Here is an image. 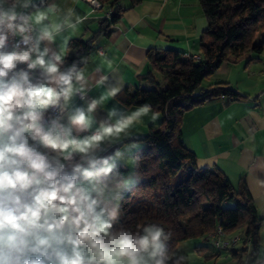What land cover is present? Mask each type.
<instances>
[{
  "label": "clouds",
  "instance_id": "1",
  "mask_svg": "<svg viewBox=\"0 0 264 264\" xmlns=\"http://www.w3.org/2000/svg\"><path fill=\"white\" fill-rule=\"evenodd\" d=\"M85 19L54 2L0 0V264H184L161 224L133 231L120 221L125 193L142 178L134 128L160 112L112 107L96 120L125 85L86 75L84 57L65 66ZM98 55L96 72L111 71ZM93 86L104 93L73 107Z\"/></svg>",
  "mask_w": 264,
  "mask_h": 264
},
{
  "label": "trees",
  "instance_id": "2",
  "mask_svg": "<svg viewBox=\"0 0 264 264\" xmlns=\"http://www.w3.org/2000/svg\"><path fill=\"white\" fill-rule=\"evenodd\" d=\"M98 1L99 11L103 12L99 27L90 37L69 42L66 66L81 57L93 56L98 39L108 36L121 13L142 0ZM123 1L127 2L126 7ZM198 1L207 21L199 40V60L184 58L174 50H149L147 60L154 70L163 73L166 86L161 88L150 71L142 77L150 88H124L116 97L125 107L151 104L162 115L158 128L138 137L142 145L139 169L142 178L125 193L120 221L133 231L138 224H161L171 232L167 242L170 253L175 258L183 255L184 264L189 262L177 250L178 244L200 239L204 245L195 250L204 249L211 245L208 236L218 228L222 239L241 236V256L248 248L251 256L255 255L262 224L244 180L241 178L234 187L216 169L199 168L194 154L183 145L180 125L186 112L207 101L244 98L227 83H216L206 90L201 89V84L229 59L236 61L264 50V40L255 42L264 30V0Z\"/></svg>",
  "mask_w": 264,
  "mask_h": 264
},
{
  "label": "crops",
  "instance_id": "3",
  "mask_svg": "<svg viewBox=\"0 0 264 264\" xmlns=\"http://www.w3.org/2000/svg\"><path fill=\"white\" fill-rule=\"evenodd\" d=\"M53 2L60 7L61 13L73 7L81 17H87L80 25V34L72 40L86 39L97 31L102 11H94L84 0H45V5ZM122 5L126 7L127 2L123 1ZM206 27L207 21L198 0H142L121 13L111 27V33L98 39L94 55L82 66L86 68V75L95 73L96 79L108 75V86L122 76L124 88H150L142 77L151 71L158 81V75L162 74L163 78V73L151 67L147 52L174 50L184 58L200 57L199 40ZM261 33L260 41L264 40V30ZM260 41L255 40L257 44ZM60 42L61 38H58L52 47L55 49ZM101 51L113 62L111 71L105 66L96 72L101 64L98 55ZM206 80L205 86L201 84L203 90L216 83H227L244 98L236 101L216 98L186 112L180 125L183 145L194 154L199 168L216 169L234 187L242 178L262 224L258 250L253 256L249 248L241 256L239 244L229 251L218 250L209 244L195 250L204 245L202 240L195 239L196 243L189 245L191 256L187 259L189 264H264V50L260 54H246L236 61L229 59ZM104 91V87L93 86L87 92L86 100L74 97L73 107L86 106ZM112 107L135 108L125 107L116 98H106L94 113L96 120H103ZM161 122V114L154 123L145 117L135 126L133 134L144 136L150 129L158 128Z\"/></svg>",
  "mask_w": 264,
  "mask_h": 264
},
{
  "label": "built area",
  "instance_id": "4",
  "mask_svg": "<svg viewBox=\"0 0 264 264\" xmlns=\"http://www.w3.org/2000/svg\"><path fill=\"white\" fill-rule=\"evenodd\" d=\"M94 11L95 10H100L101 9V4L99 3L98 0H84ZM197 59V57H196ZM199 60V59H197ZM20 67H26L25 65H21ZM55 111L53 110L52 112L49 113V115H55ZM219 231H221L218 228V231L215 232V238L214 239H208L209 243L211 245H217L218 250H223V249H232L236 245H238L241 241V236L235 241V242H227V241H220L219 239Z\"/></svg>",
  "mask_w": 264,
  "mask_h": 264
},
{
  "label": "rangeland",
  "instance_id": "5",
  "mask_svg": "<svg viewBox=\"0 0 264 264\" xmlns=\"http://www.w3.org/2000/svg\"><path fill=\"white\" fill-rule=\"evenodd\" d=\"M261 36H262V33L259 34V36L256 39H258L260 41L261 40ZM158 76H159L158 83L160 84V87L161 88L165 87L166 86V83H165V81H163L162 74L161 75L159 74ZM206 81L207 80H205L202 83V87L206 85V83H207ZM235 235H239V234H235ZM230 237H227V238H230ZM195 243H196V240H188V241H185L183 243L178 244L177 250L180 251V252H182L186 256H189L190 257L191 255H189V251H188L189 245H194Z\"/></svg>",
  "mask_w": 264,
  "mask_h": 264
},
{
  "label": "bare ground",
  "instance_id": "6",
  "mask_svg": "<svg viewBox=\"0 0 264 264\" xmlns=\"http://www.w3.org/2000/svg\"><path fill=\"white\" fill-rule=\"evenodd\" d=\"M196 59V58H195ZM197 59H199V57H197ZM196 59V60H197ZM218 231V230H217ZM216 231V232H217ZM222 237V233H221V231H219V239H220V241H227V242H235L238 238H239V236L238 235H235L234 237H232L231 239H222L221 238ZM207 238V237H206ZM215 238V233L214 234H212V235H209L208 236V239H214ZM213 247H215L216 249H217V245H212Z\"/></svg>",
  "mask_w": 264,
  "mask_h": 264
}]
</instances>
